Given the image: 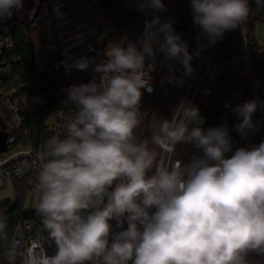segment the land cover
Instances as JSON below:
<instances>
[{
	"label": "clouds",
	"instance_id": "9594fccd",
	"mask_svg": "<svg viewBox=\"0 0 264 264\" xmlns=\"http://www.w3.org/2000/svg\"><path fill=\"white\" fill-rule=\"evenodd\" d=\"M129 3L145 15L167 12L163 0ZM22 7L23 0H0V20ZM189 7L208 45L249 17L247 0H189ZM173 25L154 14L139 41L123 36L109 42L102 60L85 55L61 62L69 73L91 66L98 78L66 89L70 111H58L65 134L41 145L34 185L40 237L10 239L0 216L6 264H264V141L226 157L232 152L227 126L205 129L200 109L187 99L170 119H159L152 146L135 134L144 91H153L145 69L156 67L157 54L184 69L179 80L172 70L169 82L182 85L194 72L193 54ZM259 104L253 99L232 109L242 137L255 130ZM178 145L199 154L187 163L159 158L174 156Z\"/></svg>",
	"mask_w": 264,
	"mask_h": 264
},
{
	"label": "built area",
	"instance_id": "2783aa9c",
	"mask_svg": "<svg viewBox=\"0 0 264 264\" xmlns=\"http://www.w3.org/2000/svg\"><path fill=\"white\" fill-rule=\"evenodd\" d=\"M261 1L264 0H259V2ZM255 2H258V0H247L249 12L252 11L249 26H254V28L256 25V18L254 17ZM108 3V0H42L40 3L37 12V26L43 35L42 49L55 58L53 69L63 76V83L60 88L63 102L54 112L57 118L52 124L45 123V129L50 135L59 133L63 136L65 134L63 121L58 111L61 109L65 113L70 111V107L64 104L67 96L66 89L73 84L87 83L94 75L98 78V74L92 72L91 66L87 72L70 69L69 73L66 72L61 62L68 60L69 57L80 58L85 55L95 57L98 61L102 60L105 58L104 52L110 41H118L123 36H127L129 41H139L144 31L145 21L150 20L154 14L160 15V13L151 12L145 15L140 12V19L135 24V28L118 35L117 28L110 16ZM15 23L11 18L0 20V104L7 106L8 113L11 116L10 125L4 122V130L8 135V139L6 141L7 149L0 152V189L5 181H10L13 178H23L32 173L38 175L41 145L46 138L44 136L40 143L35 140L31 125L26 115L22 114V101L16 96L17 90H8L3 83L4 76L9 73L8 62L15 63L22 59L13 55L15 49L13 28ZM173 27L174 31L183 40L178 25L174 23ZM226 32L222 39L212 45H208L207 36L203 32L200 33L193 48L189 51L190 54H193L191 64L197 72L194 83L184 99L189 100L192 93L194 95L192 102L199 94L206 97H221L223 98V106L234 113L232 109L238 104V98H230L220 92L219 82L224 69H233L240 66L247 69L249 67L247 54L260 56L261 64L264 67V45L260 46L258 44L255 29L252 32L250 28L246 27L243 29L242 36L247 54H236L228 57L221 51ZM197 52H199V55H195ZM148 63H151V61ZM155 65L156 67L153 70L151 65L145 69V76L151 81L153 91L149 94L147 91L142 90L144 91L143 96L152 95L156 91L160 83L159 77L166 74L173 75L172 70H174L175 76L184 72L183 67L176 60L167 61L163 54L159 53ZM253 89L255 99H258L260 104L252 120L253 124L262 126L264 125V89L261 83L257 81L253 83ZM226 105L228 106L226 107ZM169 159L176 160L173 156H166L163 153L161 160L167 163ZM30 194L37 196L34 185ZM31 215L28 220L16 228L14 238L18 240V243L20 241L35 240L41 235L42 224L35 210L31 211Z\"/></svg>",
	"mask_w": 264,
	"mask_h": 264
},
{
	"label": "trees",
	"instance_id": "16d2710c",
	"mask_svg": "<svg viewBox=\"0 0 264 264\" xmlns=\"http://www.w3.org/2000/svg\"><path fill=\"white\" fill-rule=\"evenodd\" d=\"M163 3L167 8V12L160 13V16L164 20L172 19L178 25L182 32L183 41L188 44V50L190 51L202 31L193 23L189 0H163ZM108 4L110 16L117 28L118 35L135 28V24L140 19V12L134 4L130 5L129 0H109ZM251 14L252 11L249 12L248 20L245 23L226 32L221 46L224 55L231 57L236 54H247L242 34L243 29L246 27L250 28L252 32L255 29L254 26H249ZM11 19L16 22L13 28L15 44L13 55L22 59L15 63L8 62L9 73L3 78L4 86L8 90H17L16 96L22 101V114L26 115L36 141L40 143L44 136L46 137L45 141L54 135L62 136L59 133L48 134L45 123L63 102L60 94L63 76L53 69L55 58L42 49L43 35L38 26H34L35 21L27 29L26 24L18 19L13 10ZM247 64H249L247 69L242 66L233 69L225 68L219 82L221 94L230 98L237 97V105L255 99L254 82H260L264 89V67L261 64L260 56L247 54ZM196 72V69H194L192 76L184 77L182 85L175 81L169 82L166 80V77H169L167 74L159 77L160 83L156 91L152 95H145L142 98L141 125L135 131L138 140L145 141L149 146H152L151 136L158 125L159 119H170L172 117L174 109L186 97L187 92L194 83ZM183 73L176 76L177 80ZM193 98L192 93L189 100L192 101ZM193 103L200 109V113L205 120L203 125L205 129L221 124H225L227 128L231 125L233 131L240 136L239 142L232 143V152L226 153V157H230L238 148H251L264 141V125L254 124L255 130H250L248 135L243 137L234 130L233 125L239 122V117L223 106V98L206 97L199 94ZM0 116L7 125H10L11 116L8 111L5 112L0 109ZM193 154L198 155L199 152L192 145H178L176 154L173 157L175 159L182 158L187 163ZM162 156L163 153H160L159 158L162 159ZM36 177L37 174L32 173L23 178H13L10 181H5L1 185V189H4L11 183L15 190L13 199H0V216H4L8 221L10 239L14 238L16 228L32 216V209H25V199L33 185H35ZM44 235L46 236V234ZM45 246L47 245L45 244ZM48 250L51 254L54 248ZM0 264H6L4 247H0Z\"/></svg>",
	"mask_w": 264,
	"mask_h": 264
},
{
	"label": "rangeland",
	"instance_id": "374dc122",
	"mask_svg": "<svg viewBox=\"0 0 264 264\" xmlns=\"http://www.w3.org/2000/svg\"><path fill=\"white\" fill-rule=\"evenodd\" d=\"M42 0H23V7L20 10H15L14 14L18 16V19L20 20L23 15H27L30 18H34L35 14L38 12L40 3ZM106 1V0H105ZM109 1V0H108ZM255 11H254V17L256 18V25H255V35L258 39V44L260 46L264 45V1L262 2H255L254 4ZM34 26H37V16L35 18ZM0 109L3 111H8L7 106L5 104H0ZM57 118V115L53 113V116H51L46 123L52 124L53 121ZM15 190L11 183H9L6 188L0 189V199L2 198H11L13 199ZM25 209L26 210H35L36 204H37V196H32V194H28V196L25 199Z\"/></svg>",
	"mask_w": 264,
	"mask_h": 264
},
{
	"label": "water",
	"instance_id": "95a60500",
	"mask_svg": "<svg viewBox=\"0 0 264 264\" xmlns=\"http://www.w3.org/2000/svg\"><path fill=\"white\" fill-rule=\"evenodd\" d=\"M37 16V13L35 14V17L32 19L31 23L32 24L34 21H35V18ZM5 123L2 119V117L0 116V152H3L7 149V144H6V141L8 139V135L7 133L5 132ZM228 130H229V133L232 137V143L234 142H239L240 140V136H238L232 129V126L229 125L228 127Z\"/></svg>",
	"mask_w": 264,
	"mask_h": 264
},
{
	"label": "flooded vegetation",
	"instance_id": "af4514ba",
	"mask_svg": "<svg viewBox=\"0 0 264 264\" xmlns=\"http://www.w3.org/2000/svg\"><path fill=\"white\" fill-rule=\"evenodd\" d=\"M32 19L33 18L29 19V17L27 15H23V17H21L20 21H22V23H25L26 24V28L29 29L34 23L33 22L32 24H30Z\"/></svg>",
	"mask_w": 264,
	"mask_h": 264
}]
</instances>
